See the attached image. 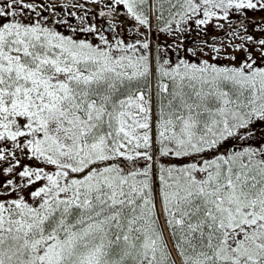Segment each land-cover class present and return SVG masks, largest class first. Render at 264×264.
<instances>
[{"label":"snow or ice","instance_id":"snow-or-ice-1","mask_svg":"<svg viewBox=\"0 0 264 264\" xmlns=\"http://www.w3.org/2000/svg\"><path fill=\"white\" fill-rule=\"evenodd\" d=\"M0 264H264V0H0Z\"/></svg>","mask_w":264,"mask_h":264}]
</instances>
